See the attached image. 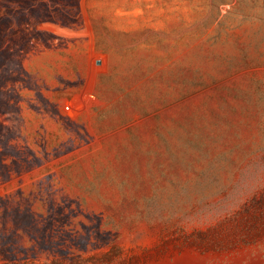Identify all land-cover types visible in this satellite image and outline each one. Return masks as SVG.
Here are the masks:
<instances>
[{
    "label": "rangeland",
    "instance_id": "rangeland-1",
    "mask_svg": "<svg viewBox=\"0 0 264 264\" xmlns=\"http://www.w3.org/2000/svg\"><path fill=\"white\" fill-rule=\"evenodd\" d=\"M0 264H264V0H0Z\"/></svg>",
    "mask_w": 264,
    "mask_h": 264
}]
</instances>
